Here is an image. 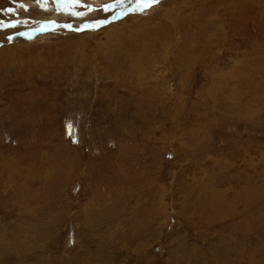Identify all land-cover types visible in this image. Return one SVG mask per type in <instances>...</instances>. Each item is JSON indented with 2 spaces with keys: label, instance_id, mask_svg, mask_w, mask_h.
Here are the masks:
<instances>
[{
  "label": "rangeland",
  "instance_id": "1",
  "mask_svg": "<svg viewBox=\"0 0 264 264\" xmlns=\"http://www.w3.org/2000/svg\"><path fill=\"white\" fill-rule=\"evenodd\" d=\"M0 264H264V0H0Z\"/></svg>",
  "mask_w": 264,
  "mask_h": 264
},
{
  "label": "bare ground",
  "instance_id": "2",
  "mask_svg": "<svg viewBox=\"0 0 264 264\" xmlns=\"http://www.w3.org/2000/svg\"><path fill=\"white\" fill-rule=\"evenodd\" d=\"M5 42V39H2ZM16 42V39H13ZM18 41H22V39H19ZM7 42V41H6Z\"/></svg>",
  "mask_w": 264,
  "mask_h": 264
}]
</instances>
